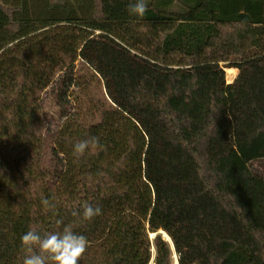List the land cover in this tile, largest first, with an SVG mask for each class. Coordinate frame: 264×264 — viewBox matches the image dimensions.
I'll return each instance as SVG.
<instances>
[{
    "label": "trees",
    "instance_id": "trees-1",
    "mask_svg": "<svg viewBox=\"0 0 264 264\" xmlns=\"http://www.w3.org/2000/svg\"><path fill=\"white\" fill-rule=\"evenodd\" d=\"M129 2L0 0V264H22L30 228L69 223L79 264H173V247L179 264H264V0H147L135 23ZM85 203L101 215L73 217Z\"/></svg>",
    "mask_w": 264,
    "mask_h": 264
},
{
    "label": "clouds",
    "instance_id": "clouds-1",
    "mask_svg": "<svg viewBox=\"0 0 264 264\" xmlns=\"http://www.w3.org/2000/svg\"><path fill=\"white\" fill-rule=\"evenodd\" d=\"M147 10V0H130L127 5L130 21L133 23L142 18ZM98 145V137L78 141L74 145V154L79 158L86 150L94 149ZM41 203L47 209L55 208V205L47 199L42 200ZM101 213L99 206L94 207L85 203L82 205V211L73 210L71 215L79 217L83 222H91ZM56 223L64 225L63 220L60 219ZM87 248L86 236L75 231L74 225L69 223L64 225L62 230L50 231L43 235L37 228H30L21 237L19 251L23 254L22 264H79Z\"/></svg>",
    "mask_w": 264,
    "mask_h": 264
},
{
    "label": "rangeland",
    "instance_id": "rangeland-1",
    "mask_svg": "<svg viewBox=\"0 0 264 264\" xmlns=\"http://www.w3.org/2000/svg\"><path fill=\"white\" fill-rule=\"evenodd\" d=\"M234 70V69H233ZM230 70H227V78L228 82L231 83L236 75L238 74L237 71H233V73H228ZM59 80H56L54 84L44 93L42 99L44 104V113L46 115V118L49 121V130L45 133V148L44 153L42 157V164L45 168H48L52 172L55 173V171H60L63 167V164L61 160L58 158L55 149V141L58 135L59 130L62 128L64 124V116L66 112L72 109V106L70 104H66L63 100L59 97V89H60V83ZM257 169L260 171L261 174L264 175V160L260 161L256 164ZM165 237L168 239L167 234H165ZM152 239L154 235L152 236ZM170 241V239H168ZM173 264H178V257L175 252V249L173 247ZM155 260V258L152 260Z\"/></svg>",
    "mask_w": 264,
    "mask_h": 264
},
{
    "label": "bare ground",
    "instance_id": "bare-ground-1",
    "mask_svg": "<svg viewBox=\"0 0 264 264\" xmlns=\"http://www.w3.org/2000/svg\"><path fill=\"white\" fill-rule=\"evenodd\" d=\"M233 71H234V70L232 69V70H230L228 73L231 74V73H233ZM235 71H237V70H235ZM152 236H153V235H152ZM168 239H170V238L168 237Z\"/></svg>",
    "mask_w": 264,
    "mask_h": 264
},
{
    "label": "water",
    "instance_id": "water-1",
    "mask_svg": "<svg viewBox=\"0 0 264 264\" xmlns=\"http://www.w3.org/2000/svg\"><path fill=\"white\" fill-rule=\"evenodd\" d=\"M170 241H171V239H170ZM175 249V248H174ZM178 264H179V262H178Z\"/></svg>",
    "mask_w": 264,
    "mask_h": 264
}]
</instances>
